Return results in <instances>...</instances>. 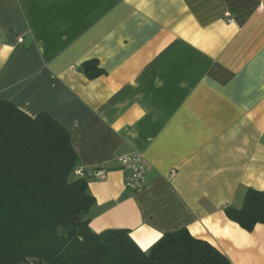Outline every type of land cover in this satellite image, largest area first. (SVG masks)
Wrapping results in <instances>:
<instances>
[{
    "label": "crops",
    "instance_id": "1",
    "mask_svg": "<svg viewBox=\"0 0 264 264\" xmlns=\"http://www.w3.org/2000/svg\"><path fill=\"white\" fill-rule=\"evenodd\" d=\"M89 60L104 75L88 80ZM0 99L69 133L93 232L148 252L186 228L230 264H264V226L224 215L264 192V0H0ZM130 152L135 193L116 161Z\"/></svg>",
    "mask_w": 264,
    "mask_h": 264
},
{
    "label": "trees",
    "instance_id": "2",
    "mask_svg": "<svg viewBox=\"0 0 264 264\" xmlns=\"http://www.w3.org/2000/svg\"><path fill=\"white\" fill-rule=\"evenodd\" d=\"M93 80L96 60L81 64ZM69 133L45 113L30 117L0 99V264H230L226 256L186 228L168 232L142 252L124 229L90 227L94 198ZM226 218L251 232L264 226V192L246 191Z\"/></svg>",
    "mask_w": 264,
    "mask_h": 264
},
{
    "label": "built area",
    "instance_id": "3",
    "mask_svg": "<svg viewBox=\"0 0 264 264\" xmlns=\"http://www.w3.org/2000/svg\"><path fill=\"white\" fill-rule=\"evenodd\" d=\"M226 16H229V14ZM116 161L119 169L125 173L124 185L126 190L130 193H135L140 190L145 184L144 179L146 173L142 154L139 152L122 154L116 158ZM74 175L77 177L85 176L81 168H78ZM105 175L106 173L103 170L94 172V176L98 179H104Z\"/></svg>",
    "mask_w": 264,
    "mask_h": 264
}]
</instances>
